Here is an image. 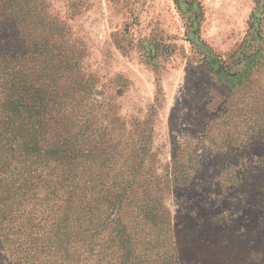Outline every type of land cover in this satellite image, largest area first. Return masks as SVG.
I'll use <instances>...</instances> for the list:
<instances>
[{"label": "trees", "instance_id": "1", "mask_svg": "<svg viewBox=\"0 0 264 264\" xmlns=\"http://www.w3.org/2000/svg\"><path fill=\"white\" fill-rule=\"evenodd\" d=\"M34 4L0 0V264H264V2L238 48L242 73L205 52L202 137L218 127L212 155L246 165L212 186L195 137L162 164L149 120L96 122L93 81L54 55V24ZM175 195L196 215L174 217Z\"/></svg>", "mask_w": 264, "mask_h": 264}, {"label": "rangeland", "instance_id": "2", "mask_svg": "<svg viewBox=\"0 0 264 264\" xmlns=\"http://www.w3.org/2000/svg\"><path fill=\"white\" fill-rule=\"evenodd\" d=\"M34 1L31 8L54 24L51 43L61 48L54 55L68 62L75 57L86 81H93L100 95L92 114L98 124L104 116L122 123L149 120L162 164L184 138L193 136L206 170L201 182L212 186L220 171L238 179L246 165L224 151L217 158L212 155V141L221 147L224 135L213 126L203 139L195 96L209 84L206 51L229 64V72L244 71L245 65L237 66L238 48L249 33L258 0ZM109 100L117 107H109L111 112L106 111ZM87 113L88 108L78 114ZM81 141L84 156L88 146ZM82 162L80 175L86 173ZM167 206L176 218L197 213L194 201L184 195L169 197Z\"/></svg>", "mask_w": 264, "mask_h": 264}]
</instances>
